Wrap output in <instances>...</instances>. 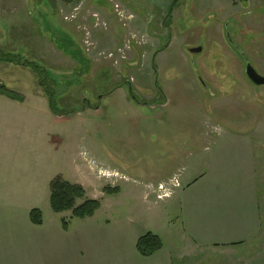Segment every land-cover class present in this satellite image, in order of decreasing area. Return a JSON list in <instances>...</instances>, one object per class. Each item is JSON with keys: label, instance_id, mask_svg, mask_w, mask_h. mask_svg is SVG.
I'll return each mask as SVG.
<instances>
[{"label": "rangeland", "instance_id": "obj_1", "mask_svg": "<svg viewBox=\"0 0 264 264\" xmlns=\"http://www.w3.org/2000/svg\"><path fill=\"white\" fill-rule=\"evenodd\" d=\"M24 1L0 7V83L17 96L0 94V196L12 190L0 198V241L4 226L31 223L27 209L74 221L49 193L57 176L84 181L75 159L95 170L85 190L103 203L104 223L142 219L174 177L173 193L200 175L196 186L220 185L221 233L239 256L264 261V86L245 75V57L264 75V0ZM196 44L202 54L189 52ZM44 96L66 116L58 124L16 101ZM24 174L30 184L2 190Z\"/></svg>", "mask_w": 264, "mask_h": 264}, {"label": "crops", "instance_id": "obj_2", "mask_svg": "<svg viewBox=\"0 0 264 264\" xmlns=\"http://www.w3.org/2000/svg\"><path fill=\"white\" fill-rule=\"evenodd\" d=\"M16 1L0 0V7L6 8L7 4L12 13L19 7ZM198 45L196 44L197 47ZM232 50L243 61L241 58H244L246 53L241 55L235 49ZM203 52L204 50L190 53ZM46 97L37 98V102L29 104L25 100L16 101L24 105L28 113L40 116L41 120L49 121L52 125L58 124L66 116L55 113ZM69 166L77 173H82L84 180L71 178L76 180L70 182L78 183L87 190L86 176L94 174L95 170L90 169L88 164L80 166L75 159L71 160ZM60 170H54L45 183L48 178L50 181L56 174L61 173ZM200 177L201 175L195 182ZM29 178L31 177L27 174L21 175L18 181L7 177L4 181L6 189L3 187L2 190H8L13 183L14 189L16 185L21 188L26 183L30 184ZM194 183L177 190L168 198L159 201L154 199L153 204H148V207L144 206L140 210L142 219L132 223L113 224L111 219L106 223L99 220L98 213L103 207L101 203V208L95 216L86 219L74 218L67 228L55 221L46 223L44 220L40 225L31 222L24 226H4L7 237L0 241V264H22V255L29 257L31 264H201L207 251L224 257L222 261L216 260L214 264H256L254 256H239V251L236 250L238 242L225 239L221 233V219L218 218L222 205L219 190L221 186H196ZM11 191H6L0 198L11 199ZM86 193L89 198L97 199ZM140 199L145 200L144 197ZM32 209H27L29 219ZM23 231L26 232V238L21 239ZM149 232L162 239L163 248L153 255L143 256L138 251L137 243L141 236ZM262 247L264 248V244ZM260 264H264V261Z\"/></svg>", "mask_w": 264, "mask_h": 264}, {"label": "trees", "instance_id": "obj_3", "mask_svg": "<svg viewBox=\"0 0 264 264\" xmlns=\"http://www.w3.org/2000/svg\"><path fill=\"white\" fill-rule=\"evenodd\" d=\"M48 1L55 2L56 0ZM66 1L71 3L73 0ZM172 12V8L167 12L166 18L164 20L165 24L169 22L168 20L172 19ZM6 56L8 61L20 64L22 62L21 60L12 58L10 54H6ZM0 94L17 98V96H15L16 94L7 89V87L2 83H0ZM51 108L55 113H58V111L52 105ZM104 192L107 194H112L119 191L113 190L110 187H106ZM50 205L52 210L57 214L70 211L72 212V218L86 219L95 216V214L101 208V201L87 197L86 190L82 185L78 183H72L68 180H64L60 176H57L52 180L50 185ZM30 220L33 224H42L43 212L38 208L32 209L30 212ZM62 224L65 228H67L70 224V220L63 218ZM137 248L141 255L150 256L163 248V241L158 235L149 232L139 238Z\"/></svg>", "mask_w": 264, "mask_h": 264}, {"label": "water", "instance_id": "obj_4", "mask_svg": "<svg viewBox=\"0 0 264 264\" xmlns=\"http://www.w3.org/2000/svg\"><path fill=\"white\" fill-rule=\"evenodd\" d=\"M203 50L202 47H193L189 51L192 53H199ZM246 77L255 85V86H264V75L259 73L256 68L248 62L245 67Z\"/></svg>", "mask_w": 264, "mask_h": 264}, {"label": "built area", "instance_id": "obj_5", "mask_svg": "<svg viewBox=\"0 0 264 264\" xmlns=\"http://www.w3.org/2000/svg\"><path fill=\"white\" fill-rule=\"evenodd\" d=\"M116 9L118 10V7L116 6ZM122 16L121 14H119ZM178 177H174L169 183H161L157 187L158 189V197L159 199H165L167 197H170L171 194H173L172 188H176V186H180L179 180L177 179ZM168 186H173L171 189Z\"/></svg>", "mask_w": 264, "mask_h": 264}, {"label": "flooded vegetation", "instance_id": "obj_6", "mask_svg": "<svg viewBox=\"0 0 264 264\" xmlns=\"http://www.w3.org/2000/svg\"><path fill=\"white\" fill-rule=\"evenodd\" d=\"M171 21L168 23V24H170L171 25ZM169 25V26H170ZM198 47H200V46H198ZM191 48H189V50H190ZM190 52V51H189ZM248 62H250L248 59L246 60V64L248 63ZM251 63V62H250ZM252 64V63H251ZM153 65L155 66V61L153 62ZM246 67V66H245ZM257 70V69H256ZM246 75V74H245ZM263 75V74H262ZM157 85H158V83H157ZM159 87V86H158Z\"/></svg>", "mask_w": 264, "mask_h": 264}]
</instances>
